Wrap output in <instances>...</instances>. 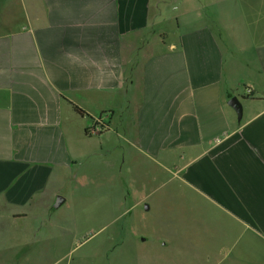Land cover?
<instances>
[{
	"label": "crops",
	"instance_id": "obj_1",
	"mask_svg": "<svg viewBox=\"0 0 264 264\" xmlns=\"http://www.w3.org/2000/svg\"><path fill=\"white\" fill-rule=\"evenodd\" d=\"M99 174L154 264H264V0H0V264L108 259Z\"/></svg>",
	"mask_w": 264,
	"mask_h": 264
},
{
	"label": "rangeland",
	"instance_id": "obj_2",
	"mask_svg": "<svg viewBox=\"0 0 264 264\" xmlns=\"http://www.w3.org/2000/svg\"><path fill=\"white\" fill-rule=\"evenodd\" d=\"M98 128L101 130H104L106 128V125L101 121V118H99ZM143 175L136 172L134 175H130V176L136 182H138L137 181L138 177L143 176ZM111 178H112L111 182L109 183V184H112L110 185L111 188L107 189L104 187L105 182L102 180L101 175L99 174L96 180V183L91 184L92 188L91 189L89 188L90 190L83 191L81 193L80 198L76 197L77 201H81V202H78L77 205L73 208L63 209L60 214H63L66 216L70 214V212H73V213L80 212V215L85 217L86 214L92 210L93 212L92 216L96 215L98 218V221L105 217L109 218L112 215L120 214L121 209L119 213V207L115 206V203L113 204L111 202L112 200L111 192L113 195V200L115 196H118L120 194V192L116 191L117 185H116L115 178L117 179V176L113 175L111 176ZM123 180L124 182H127V180L129 179H126V176H125ZM129 193L131 195L135 194L133 190H124L123 192H121V195L123 194L125 197ZM147 193L151 195V197L148 199L149 200L148 204L149 205L151 204V208L153 207V204H154L158 210L159 208H161L162 209L161 211L163 213L169 215L171 204L168 198L160 199L158 202H154L153 192L149 191ZM165 193H169V192H162L161 194H165ZM143 209H146V207L142 208V210H136L132 212L130 215V225L128 226L127 231L129 232V234H131V237L125 232L123 234L120 233L123 230H125V228L122 225H120L118 229V232L120 233V235L116 236L119 234V233H115L116 229L118 228L116 225L109 227L108 226L109 222L99 221L96 224V228L93 227L90 230V233H89L90 235L88 234L86 238L80 239L81 243L83 242L88 243L90 236L92 237L93 234L96 233V231L100 230L104 226L106 225L108 226V229L106 230V232H103V234H101V236H99L98 238L105 239V235H106L107 244H102V245H103V248L108 249V251L111 250L112 255H110L108 259L105 255H103V257L97 256L95 261L92 260L93 263L95 262V264H106V263L108 264H154L156 261H158L159 254L154 250L153 245L150 247L147 246V248H141L142 245L139 244L140 239L138 237V233L143 231L145 227H147L145 228L147 230H151V231L153 230L152 221L154 218V209L152 208L150 212H144ZM182 210H183V213H185V209L182 208ZM124 235L126 236V238L122 244L121 243L123 241L122 237ZM165 257H166V260L168 261L169 254H166ZM90 261H91L90 258H88V259L83 260L81 264H90Z\"/></svg>",
	"mask_w": 264,
	"mask_h": 264
},
{
	"label": "water",
	"instance_id": "obj_3",
	"mask_svg": "<svg viewBox=\"0 0 264 264\" xmlns=\"http://www.w3.org/2000/svg\"><path fill=\"white\" fill-rule=\"evenodd\" d=\"M230 105L236 110L239 118L241 119L242 118V107L241 105L239 104V102L237 101L236 98H233L230 102Z\"/></svg>",
	"mask_w": 264,
	"mask_h": 264
},
{
	"label": "trees",
	"instance_id": "obj_4",
	"mask_svg": "<svg viewBox=\"0 0 264 264\" xmlns=\"http://www.w3.org/2000/svg\"><path fill=\"white\" fill-rule=\"evenodd\" d=\"M73 108H74L75 112L77 114H79L80 116H82V117L88 116L87 113L83 109H81L79 106L73 104Z\"/></svg>",
	"mask_w": 264,
	"mask_h": 264
},
{
	"label": "built area",
	"instance_id": "obj_5",
	"mask_svg": "<svg viewBox=\"0 0 264 264\" xmlns=\"http://www.w3.org/2000/svg\"><path fill=\"white\" fill-rule=\"evenodd\" d=\"M106 129V128H105ZM104 129V130H105ZM104 130H101V129H99L98 127H97V131H96V133H100V132H102V131H104Z\"/></svg>",
	"mask_w": 264,
	"mask_h": 264
}]
</instances>
